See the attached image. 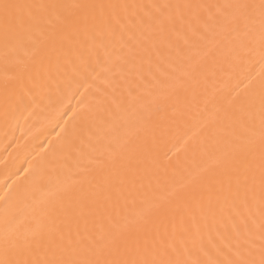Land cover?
<instances>
[{"label":"bare ground","instance_id":"6f19581e","mask_svg":"<svg viewBox=\"0 0 264 264\" xmlns=\"http://www.w3.org/2000/svg\"><path fill=\"white\" fill-rule=\"evenodd\" d=\"M14 2L34 7L12 32L0 23V241L54 232L93 249L134 194L168 197L138 237L150 253L212 264L258 249L264 30L224 6L259 0ZM52 4L118 7L60 26ZM107 21L116 39L99 36Z\"/></svg>","mask_w":264,"mask_h":264},{"label":"snow or ice","instance_id":"6c2138e0","mask_svg":"<svg viewBox=\"0 0 264 264\" xmlns=\"http://www.w3.org/2000/svg\"><path fill=\"white\" fill-rule=\"evenodd\" d=\"M33 5L21 4L14 0H0V23L3 24L5 33L15 30L22 20L26 9H31ZM47 7L55 10H65L63 13L57 12L55 19L60 26H71V17L74 11L85 7L93 8H116L117 5H81V4H52ZM121 7H128L123 5ZM155 7H169L155 6ZM177 7L207 8V5H183ZM226 8L234 9L236 18L245 21L259 20L261 29L264 30V0L258 3H242L236 5H226ZM170 22H175L172 17L168 18ZM194 19L199 20V16ZM82 31L76 29V34ZM86 31V29H83ZM96 32H93V40L96 38ZM98 34L102 38L109 36L111 39L117 38V30L111 24V21L104 23L103 27L98 28ZM86 54L90 58L93 55L99 56V48L93 44L86 48ZM84 53H81L83 58ZM7 82L5 88L7 89ZM31 91V90H30ZM261 106L264 109V93L261 95ZM262 132L260 137L259 151V182L261 190V199L264 201V113H262ZM251 142L239 147V151L247 153L248 157L242 163L246 172H254L255 155L251 149ZM104 167V162L100 163ZM247 179V177H246ZM255 180V176H252ZM125 199L123 205L119 203L113 205L110 210L109 220L112 221V214L115 216V222L111 223L110 231L106 238L93 249L84 250L79 246H73L71 241H66L63 234L49 233L46 237L43 234L34 235L31 239L19 237L13 238L5 235L0 241L2 252H0V264H183L180 260L165 258V253H150L147 243H140L138 237L141 233L147 234L149 218L152 213L161 207L159 201L167 200L168 197L142 199L139 202L134 198ZM179 191L173 189L168 196H177ZM261 243L258 247L249 243L243 251L237 250L234 256L226 257L222 261H214L212 264H264V225L261 226Z\"/></svg>","mask_w":264,"mask_h":264}]
</instances>
